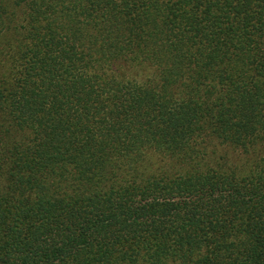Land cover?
<instances>
[{"label":"trees","instance_id":"obj_1","mask_svg":"<svg viewBox=\"0 0 264 264\" xmlns=\"http://www.w3.org/2000/svg\"><path fill=\"white\" fill-rule=\"evenodd\" d=\"M0 264H264V0H0Z\"/></svg>","mask_w":264,"mask_h":264},{"label":"rangeland","instance_id":"obj_2","mask_svg":"<svg viewBox=\"0 0 264 264\" xmlns=\"http://www.w3.org/2000/svg\"><path fill=\"white\" fill-rule=\"evenodd\" d=\"M150 161H151V165L149 166V169H152V167H161L160 165H163V164H166L164 163L163 161L160 160V158L156 157V156H153V157H150ZM241 163L243 162V160L240 161Z\"/></svg>","mask_w":264,"mask_h":264}]
</instances>
